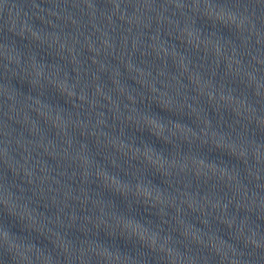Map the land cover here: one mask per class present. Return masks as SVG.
I'll return each instance as SVG.
<instances>
[{
    "label": "clouds",
    "instance_id": "obj_1",
    "mask_svg": "<svg viewBox=\"0 0 264 264\" xmlns=\"http://www.w3.org/2000/svg\"><path fill=\"white\" fill-rule=\"evenodd\" d=\"M215 4L216 8L219 9V11L210 10L213 17L216 16L220 11H223L225 16L231 15L232 17H234V22L229 25L228 23L223 21H205L203 24L198 23L197 27L201 30L202 34H211L215 32L218 36L224 38L225 40H232L234 43H238L239 37L236 35L235 29L237 27H240L241 29L245 30V27L247 25L244 14L245 6L241 4V0H215ZM205 7L207 8L208 6L205 5ZM225 29L228 31V33H230V35L225 34V32L223 31ZM172 40H175L177 42L175 37H173ZM124 70L126 71V69ZM41 84L42 86L35 89L31 94L40 95L41 98L44 99L45 103L49 105V107H51L52 109L62 110L64 114L71 113L76 108L74 106V103L66 102L65 97H63L54 86L47 85L43 80ZM237 87L238 94H247L248 90L245 86L238 85ZM137 106L143 108L145 111H151L153 106L159 107L155 104L154 101L147 99V94L145 101L142 104H138ZM35 115L40 116V114H38L37 112L35 113ZM259 115L261 118H264V106L261 107ZM175 118V115H173L172 113L168 116H162V119L175 120ZM41 119L44 118L41 117ZM8 120L11 121V125L14 129H18L21 127L18 123L15 122V120L9 119V117ZM45 126L47 127V120H45ZM220 129H224L225 132L230 135L231 139H236L237 132L239 131V126H237L235 130L230 129L226 126H221ZM136 130L140 131L139 129ZM261 131L264 132V129H262ZM251 132L252 129L250 128L248 132L249 138H251ZM49 133H51L50 137L53 139H55L59 134L58 126L55 122L51 124ZM76 133L77 135L74 138L73 143H75L76 140H78L80 144L88 143V152L92 154L93 159H96L101 164H103L104 161L99 155H95L96 150L88 142L87 138H82L78 132ZM14 135L19 136L21 135V133L19 131H15ZM150 135L154 136L151 133ZM154 137L159 140L156 136ZM257 138L260 139L261 142H264V136ZM142 144H147V142L142 141ZM168 146H170V150L161 148L159 149V151H161V153L171 151L172 146ZM16 147L22 149V145H20L19 143L16 144ZM194 151H196L199 157L204 160L209 159L213 161H222L224 167L238 169L241 175H243L245 168L249 166V162L237 159L231 156L228 151L223 149L217 150L211 145H209L207 148L194 149ZM18 156L19 161L17 160ZM26 163L27 161L24 159V156L14 151L11 145H7L5 155L2 159H0V185L3 186V190L5 193L4 198L0 200V229H2L5 233V242L0 245V264H27L23 252L21 251L20 244L18 242L9 243V236L18 238L23 237L26 240L31 239L32 242L35 241L32 238V234L34 232L30 231L27 228V219L22 218L21 213L23 212V210L20 208V204H24L27 207L36 209L39 207L40 203V201L33 196L32 192L30 190H27V185H23V188L25 189L24 191L21 190L22 185L18 179V170L23 164ZM56 168L59 171H66L63 164L58 161L56 163ZM113 171L114 174H118L121 177H131L132 183L136 182L135 179H133L132 175L126 174L123 169ZM141 179H143L144 182L153 181L151 173L147 171L143 174ZM123 205V208H121V206L119 205V215H122L126 219L140 221L141 223L148 222L147 219L139 213L134 205L127 206V202L123 203ZM40 210L42 211V209ZM9 218L18 221L23 225L21 233L13 231L15 225L9 222ZM107 223L116 233L125 230L123 224L119 223L118 221L109 220ZM261 233L264 234V224H262L261 226ZM93 237L101 243H104L108 248H120L117 244V241L120 239L110 238L108 233L104 231L103 228L98 230ZM261 243L264 244V237H262ZM101 259L106 261L108 258L102 256Z\"/></svg>",
    "mask_w": 264,
    "mask_h": 264
}]
</instances>
